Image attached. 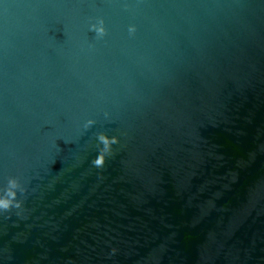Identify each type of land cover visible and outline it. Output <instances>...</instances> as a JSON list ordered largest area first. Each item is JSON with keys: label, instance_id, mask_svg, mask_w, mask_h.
Wrapping results in <instances>:
<instances>
[{"label": "water", "instance_id": "95a60500", "mask_svg": "<svg viewBox=\"0 0 264 264\" xmlns=\"http://www.w3.org/2000/svg\"><path fill=\"white\" fill-rule=\"evenodd\" d=\"M0 264H264V0H0Z\"/></svg>", "mask_w": 264, "mask_h": 264}, {"label": "clouds", "instance_id": "9594fccd", "mask_svg": "<svg viewBox=\"0 0 264 264\" xmlns=\"http://www.w3.org/2000/svg\"><path fill=\"white\" fill-rule=\"evenodd\" d=\"M0 204H2V202H0Z\"/></svg>", "mask_w": 264, "mask_h": 264}]
</instances>
